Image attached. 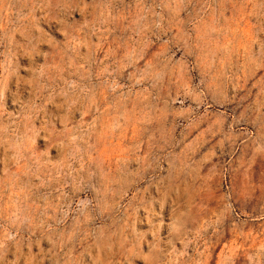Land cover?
I'll return each instance as SVG.
<instances>
[{
  "label": "rangeland",
  "instance_id": "obj_1",
  "mask_svg": "<svg viewBox=\"0 0 264 264\" xmlns=\"http://www.w3.org/2000/svg\"><path fill=\"white\" fill-rule=\"evenodd\" d=\"M0 264H264V0H0Z\"/></svg>",
  "mask_w": 264,
  "mask_h": 264
}]
</instances>
